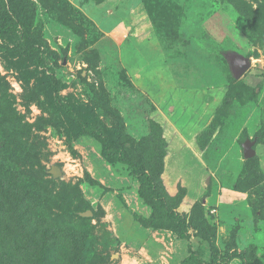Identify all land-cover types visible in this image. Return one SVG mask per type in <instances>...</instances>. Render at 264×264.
I'll use <instances>...</instances> for the list:
<instances>
[{"label":"rangeland","instance_id":"obj_1","mask_svg":"<svg viewBox=\"0 0 264 264\" xmlns=\"http://www.w3.org/2000/svg\"><path fill=\"white\" fill-rule=\"evenodd\" d=\"M236 1L0 0L1 171L89 219L84 264H264V35ZM244 1L264 28V0ZM117 129L143 172L102 155Z\"/></svg>","mask_w":264,"mask_h":264},{"label":"trees","instance_id":"obj_2","mask_svg":"<svg viewBox=\"0 0 264 264\" xmlns=\"http://www.w3.org/2000/svg\"><path fill=\"white\" fill-rule=\"evenodd\" d=\"M236 4L237 7H240V9L242 10L241 12L242 15L244 14V16L246 17L245 26L247 30L256 35L257 34L264 35V28L261 27L260 19L257 16V13L259 14L263 13L262 10L263 6H261V8L255 11L254 9H252V6H250L244 0H237ZM24 56L26 57V59L30 57L29 54H26V52H24ZM236 83L235 84L232 83V86L230 87V91L233 92ZM238 86L240 88L238 89V91L244 92L249 90L247 86L242 82H238ZM232 92L230 94L228 93V96L234 100V94ZM42 94H44L47 97L49 102L53 101L54 103L52 91L43 90ZM0 95L2 96L0 101L6 102L5 99L6 94L3 93L2 86H0ZM37 96L40 97L41 94H38ZM230 102L233 101L230 100ZM86 118L87 119L85 120L88 121V114ZM96 123L97 122H93V121L91 122L92 125ZM83 127L87 128L86 129L87 132L84 131L85 132L84 134L94 132V130L92 131V129L89 130L91 126H83ZM28 128L30 127L27 126L26 128L27 132H28L27 130ZM103 135L105 136V138ZM98 137L102 139V147H103L102 155L105 158L110 159L111 162L116 161L123 164L132 163L133 156L130 153L129 148L127 147L126 139L124 138L122 139L121 137V130L117 129L114 131L102 132L101 134L98 135ZM10 155H11L10 159L12 161L20 162L19 157L17 158L16 154L12 153ZM3 163L4 161L0 160V175L1 173L5 174L4 178H0V195L4 193H9V198L0 197V211L3 212L10 209L18 217L14 219V216H12L11 220L10 221L8 220L9 222L8 227L6 224H4L3 219H0V225L2 226L4 225L8 228V232L5 236L3 235L2 232H0V264H46L45 262L47 261L50 262L53 254L55 255V257L59 256L61 258V254H68V253L74 256L76 255V257H78V258L75 257L74 264H84L85 258L84 255L82 254L87 255L86 251H88V247L90 245L89 241L87 240V234H86V231H88L87 229H89V224H87V221L89 219L83 218L80 215V213L78 212L76 213L75 210L72 209L68 211H62L61 206L56 207V211H54V208L52 207L53 202H51V200L48 199L49 196H56L59 194L58 196L61 197L64 196L65 198V195H62L59 192H57V194L54 195L53 194L54 189H52V187L50 189L44 188L43 192H41L39 189L40 187L36 189L30 188L31 186L29 183H28V188L32 190L31 191L25 190L23 184L19 183L14 172H12L13 170L12 171L10 170L11 166L8 165L9 170L1 171V167L3 166ZM139 163L143 166L139 165ZM131 165L135 169L141 170L142 172L148 166L147 163H145V159L141 160L140 157L137 164L133 162ZM151 165L155 166L152 163ZM161 165L162 163H160V166ZM151 173L152 175L150 177V180L156 179L157 178L156 173L153 172L152 170ZM40 182L46 183L44 182V180L38 181V183ZM50 183L52 184L53 182ZM250 188H251L250 191H252L251 193L256 195L257 192L255 191V189H252V187ZM247 189H248V185L247 186L244 185L243 190L246 191ZM17 195H19V197L15 198ZM24 202H26L27 210H24L22 212L23 205L21 204H23ZM175 204H176V200H175ZM255 204L257 205V207L264 208V200L262 199L257 200ZM199 208L200 206H198L196 210H198ZM259 210L261 211V209ZM201 216H202L201 218H203L204 220V214L202 212H201ZM174 219L177 220L176 218ZM34 220H38L39 224H34L33 223ZM149 220L152 221L153 219H149ZM28 221H32L30 223L32 227H28L27 225ZM173 229L180 237L184 238V240L186 239L187 235L185 233H182L183 231L187 230L185 223L183 227H181L179 223V225L177 227H173ZM192 237L193 236L189 237L190 241ZM197 237L201 238L200 236ZM194 239H196L195 236ZM47 245H50L49 246L50 250L48 251V253L47 251L44 252V254L47 257L42 255L40 256L39 253L41 248H45L47 247ZM58 251H64V252L60 254ZM232 257L235 258L236 255L222 256L221 259L231 260ZM190 258H188L187 260L189 261L192 260ZM95 260L105 261L104 258L100 256L94 257V261Z\"/></svg>","mask_w":264,"mask_h":264},{"label":"water","instance_id":"obj_3","mask_svg":"<svg viewBox=\"0 0 264 264\" xmlns=\"http://www.w3.org/2000/svg\"><path fill=\"white\" fill-rule=\"evenodd\" d=\"M253 144L250 141H246L243 145L244 148V155L247 159H251L255 156L254 150H252ZM51 174L55 177H61L62 171L59 167H53L51 170ZM91 212H88L85 216H89Z\"/></svg>","mask_w":264,"mask_h":264}]
</instances>
